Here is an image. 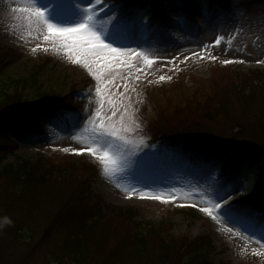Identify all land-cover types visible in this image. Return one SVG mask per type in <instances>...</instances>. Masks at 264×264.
Returning a JSON list of instances; mask_svg holds the SVG:
<instances>
[{"label": "rangeland", "instance_id": "374dc122", "mask_svg": "<svg viewBox=\"0 0 264 264\" xmlns=\"http://www.w3.org/2000/svg\"><path fill=\"white\" fill-rule=\"evenodd\" d=\"M1 1L0 46L22 54L0 75V86L10 93L20 90L29 104L43 93L70 96L76 89V100L86 99L87 104L80 122L73 123L75 113L61 109L45 114L36 141L32 132L22 133L23 140L12 134L13 141L22 142L0 165L42 156L69 167V155L91 159L101 171L93 178L94 193L107 203L139 210L136 221L142 222L141 229L152 223L159 229L170 226L178 238H207L215 251L206 264H264V178L247 153L234 147L224 169L217 161L204 165L194 148H151L147 140L164 118L176 120L189 105L199 107L200 101L216 91V78H226L229 85L242 84L253 70H264V0H193L189 7L186 0H167L164 13L154 4L129 10L114 0H101L96 12L103 39L131 52L116 61H103L111 67L101 73L100 81L83 65L73 63L62 47L43 39L46 26L29 24L13 12L21 6L20 0ZM38 3L47 6L54 23L70 27L88 0ZM147 32H152L149 38ZM93 70L100 68L94 64ZM24 79L30 80L25 88L17 83ZM256 79L259 85L264 75ZM86 93H90L88 98ZM97 111L107 117L106 124L119 127L123 120L132 128L126 133L132 143L114 141L119 156L114 172L106 173L101 161L87 152L75 154L92 143L95 134L90 121ZM83 163L84 159L79 160L77 167ZM154 196L162 199L149 198ZM214 204L220 205L213 208L217 220L201 211ZM192 208L197 215L190 214ZM43 234L40 230L23 241L0 230V264H58L51 254L56 242L41 246Z\"/></svg>", "mask_w": 264, "mask_h": 264}, {"label": "trees", "instance_id": "16d2710c", "mask_svg": "<svg viewBox=\"0 0 264 264\" xmlns=\"http://www.w3.org/2000/svg\"><path fill=\"white\" fill-rule=\"evenodd\" d=\"M118 1L133 4L147 0ZM20 57L17 50L0 46V75ZM263 75L253 71L242 84L232 85L226 78H216L217 89L212 95L197 108L186 107L176 120L164 118L152 130V139L168 146L184 143L194 147L206 162L221 160L238 146L246 150L257 174L264 178V82L254 83ZM29 81L17 83L25 88ZM33 82L36 84V79ZM19 91L10 93L0 86V161L8 153L5 149L13 150L10 134L39 130V118L49 111L76 112L85 102L77 103L74 94L43 93L29 104ZM70 159L66 161L69 167L43 157L0 165L1 231L28 241L43 230L39 244L55 240L51 254L58 264L208 263L214 252L210 240L178 238L170 226L159 229L152 223L141 229L142 222L136 221L139 210L107 203L94 193L91 184L96 166L85 162L77 167L79 160ZM78 171L83 175L78 176Z\"/></svg>", "mask_w": 264, "mask_h": 264}, {"label": "snow or ice", "instance_id": "6c2138e0", "mask_svg": "<svg viewBox=\"0 0 264 264\" xmlns=\"http://www.w3.org/2000/svg\"><path fill=\"white\" fill-rule=\"evenodd\" d=\"M100 3L101 0H94V2L93 0H88L87 5L80 9L78 21L70 27L60 26L54 23L49 17L47 6L39 5L38 0H20L21 6L14 8L13 12L21 14L19 18L27 20L29 24L35 22L46 26L47 34L43 39L45 41H52L53 44L62 47L65 50V54L73 63L83 65L97 81H100L101 73L111 67L109 64H104L103 61H116L131 52L129 49L115 48L103 39V33L97 27L96 5ZM216 43L219 44L220 40H217ZM145 59L148 64L152 63L146 57ZM231 62L233 61H225V63ZM94 64L100 68V71L93 70ZM96 91L99 94L100 88L97 87ZM112 115L115 116V112ZM96 119L99 120V123L96 122ZM106 119L107 117L102 116L97 111L96 118L90 121L92 131L95 134L92 143L85 145L76 151L75 154L82 155L85 152L91 154L101 161L105 172L108 173L114 172L118 168L119 156L114 150V141H120L123 144L132 143L126 135L127 132L132 131V128L126 127L123 120H121L119 127L115 124H106L104 122ZM105 138L112 139L109 141ZM64 151L67 152L69 149H64ZM149 198L162 199L161 196ZM219 207V204H214L210 208L206 207L201 209V211L207 213L213 220H217V216L213 214V208Z\"/></svg>", "mask_w": 264, "mask_h": 264}]
</instances>
